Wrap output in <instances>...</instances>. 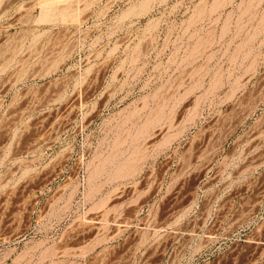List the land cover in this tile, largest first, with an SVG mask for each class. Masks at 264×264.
<instances>
[{"label": "rangeland", "instance_id": "1", "mask_svg": "<svg viewBox=\"0 0 264 264\" xmlns=\"http://www.w3.org/2000/svg\"><path fill=\"white\" fill-rule=\"evenodd\" d=\"M0 264H264V0H0Z\"/></svg>", "mask_w": 264, "mask_h": 264}, {"label": "bare ground", "instance_id": "2", "mask_svg": "<svg viewBox=\"0 0 264 264\" xmlns=\"http://www.w3.org/2000/svg\"><path fill=\"white\" fill-rule=\"evenodd\" d=\"M44 8V7H43ZM66 11V10H65ZM72 15H75V14H73L72 13ZM62 17V18H64V20H65V18L67 17V14L66 13H64V12H62V13H60V14H57L56 12H54L53 10H51V8H50V6H48L47 8H44L43 10H42V12H41V14H40V16H39V18H38V22L40 21H48V20H51V19H54L55 17L57 18V17ZM68 18H70V16H68ZM73 19H75L76 17H72ZM63 20V19H62Z\"/></svg>", "mask_w": 264, "mask_h": 264}]
</instances>
